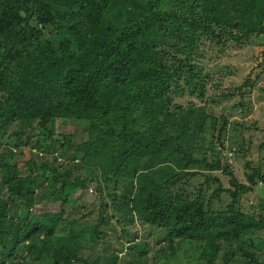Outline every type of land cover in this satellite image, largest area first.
<instances>
[{"label": "trees", "instance_id": "16d2710c", "mask_svg": "<svg viewBox=\"0 0 264 264\" xmlns=\"http://www.w3.org/2000/svg\"><path fill=\"white\" fill-rule=\"evenodd\" d=\"M253 37L264 38V0H0V264H91L72 248L89 251L84 239L111 226L108 204L92 223L64 218L69 192L91 184L120 191L109 194L113 212L138 210L142 235L125 248L127 264H167L184 247L204 264H264V205L258 217L244 212L236 192L264 182L263 167L247 157L250 140L233 143L234 163L216 151L227 120L217 131L198 63L206 41ZM185 91L202 104L176 103ZM56 120L81 123L86 139L49 142ZM203 144L210 154L195 156ZM238 162L247 184L232 175ZM220 193L231 200L216 209ZM48 199H63L55 220L32 213Z\"/></svg>", "mask_w": 264, "mask_h": 264}, {"label": "rangeland", "instance_id": "374dc122", "mask_svg": "<svg viewBox=\"0 0 264 264\" xmlns=\"http://www.w3.org/2000/svg\"><path fill=\"white\" fill-rule=\"evenodd\" d=\"M199 49L201 54L204 53V57L200 58L201 61H198L199 67L203 73L207 74L206 106L208 112L215 117L217 131L223 126L222 119L227 120V126L223 132L225 149L221 150L216 147V151L220 152L223 156L225 155L229 163H234L235 160L230 154L236 150L233 143L239 144L242 139L250 140L251 152L247 157L248 159L258 161L256 166L259 167L261 165L263 167L262 171H264V150L261 154L258 152V146L264 139V38L253 37L249 42L244 44L228 42L221 48L206 41ZM184 95L183 97L174 98L175 102H194L195 106L202 104L196 97H186L189 96L186 91ZM239 104H243V107L239 106ZM55 122V130L51 139L48 140L49 142L52 141V138H56L59 140L65 139L74 144L86 139L84 137V126L81 123L69 121L68 124L63 125L59 120ZM243 124H246L248 127L247 132L240 130V126ZM14 130H17L16 126L11 127L8 134H11ZM214 135L216 136L217 133ZM206 137V140L210 139L209 134ZM36 139L34 137L30 140L31 144L29 146L22 148L21 155L16 159L19 169L25 167V161L31 157L33 153L32 147ZM203 146V149L198 151L195 156L199 157L201 154L207 155L210 145L203 144ZM230 148L232 149L230 150ZM10 149L13 152L16 150L13 145ZM71 152H73V149H71ZM50 153L52 151H47L45 154L50 155ZM235 168L232 172L233 177L240 184H247L243 165L238 162ZM247 172L249 173L250 171L247 170ZM214 176L219 180L222 188L234 190L229 184V180L232 179L231 177L226 176L221 171L214 172ZM215 188H217V184L210 187V190L212 191ZM135 192L140 194L138 191ZM236 192L241 195L239 200L241 210L252 212L258 217L261 214L260 209L264 205V182H258L252 191L248 193ZM111 193L118 195L120 191L114 192L112 188H109L108 191L101 195L95 184H91L84 191L75 189L72 193L69 192L66 197L67 201L64 207L65 219L79 218L85 222L92 223L98 219L100 204L106 203L109 206L104 216L111 218L112 224L110 227H101L99 232L96 231L97 233L84 239V242L90 246L88 247L90 250L88 251L84 247L72 248L77 252L78 256L85 258L91 264H93L91 259H95L96 256L101 255L103 259L109 261L116 254L119 258L117 264H127L128 260H131L132 257L127 259L125 248H128L132 244L135 237L139 239L142 235V226L136 222L138 210L123 207L118 212H113L112 208H110L112 205L109 194ZM226 194H221L222 202L213 200L217 206L216 209L222 208L231 200L230 196ZM48 200H43V203L34 208L32 213H52L53 220H55L61 210L63 199H58L54 202ZM101 231L106 235L104 233L101 234ZM121 249L122 252L120 251ZM198 252V250L184 247L167 264H204L196 261L199 255ZM139 261L146 264H156L155 260L150 258ZM218 263L219 258L217 259Z\"/></svg>", "mask_w": 264, "mask_h": 264}]
</instances>
